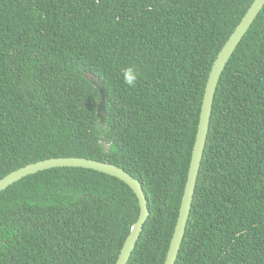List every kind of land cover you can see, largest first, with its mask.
Segmentation results:
<instances>
[{
	"label": "trees",
	"instance_id": "1",
	"mask_svg": "<svg viewBox=\"0 0 264 264\" xmlns=\"http://www.w3.org/2000/svg\"><path fill=\"white\" fill-rule=\"evenodd\" d=\"M253 1L0 0V179L123 167L150 210L128 264H164L209 73ZM139 214L116 176L30 174L0 192V264H116ZM176 264H264V8L221 74Z\"/></svg>",
	"mask_w": 264,
	"mask_h": 264
},
{
	"label": "water",
	"instance_id": "2",
	"mask_svg": "<svg viewBox=\"0 0 264 264\" xmlns=\"http://www.w3.org/2000/svg\"><path fill=\"white\" fill-rule=\"evenodd\" d=\"M263 8L264 0L253 1L240 23L236 26L235 30L232 32V34L218 53V56L215 59L209 73L203 97L196 141L194 144L187 181L185 184V190L181 201L177 223L164 264H176L185 237L186 228L196 191L198 175L201 168L202 159L207 143V137L210 129L215 94L221 74L224 71L227 62L237 48L238 44L241 42L242 38L247 33L252 23L255 21L256 17L259 15ZM86 77L91 83H93V85H95L99 89V92L101 94V101L98 106V117L102 122H105V101L107 90L96 75L87 73ZM55 167H83L95 169L118 177L133 189L139 200L140 214L137 221L133 224L116 261V264H128V261L132 255L133 250L136 247V243L143 230L144 223L150 215V210L148 207V200L141 182L123 167H120L114 163L81 156H62L42 159L20 167L1 178L0 192L25 176Z\"/></svg>",
	"mask_w": 264,
	"mask_h": 264
},
{
	"label": "clouds",
	"instance_id": "3",
	"mask_svg": "<svg viewBox=\"0 0 264 264\" xmlns=\"http://www.w3.org/2000/svg\"><path fill=\"white\" fill-rule=\"evenodd\" d=\"M124 83L130 87H134L137 82V72L134 68H125L122 70Z\"/></svg>",
	"mask_w": 264,
	"mask_h": 264
}]
</instances>
